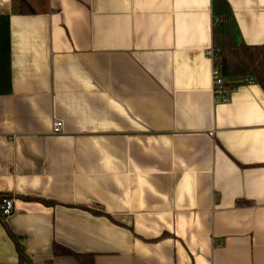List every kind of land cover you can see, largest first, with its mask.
Returning a JSON list of instances; mask_svg holds the SVG:
<instances>
[{
    "label": "crops",
    "instance_id": "obj_1",
    "mask_svg": "<svg viewBox=\"0 0 264 264\" xmlns=\"http://www.w3.org/2000/svg\"><path fill=\"white\" fill-rule=\"evenodd\" d=\"M225 1L236 43L264 51V0ZM0 17V195L31 264H264V87L221 73L217 99L213 0ZM0 264H19L1 222Z\"/></svg>",
    "mask_w": 264,
    "mask_h": 264
},
{
    "label": "trees",
    "instance_id": "obj_2",
    "mask_svg": "<svg viewBox=\"0 0 264 264\" xmlns=\"http://www.w3.org/2000/svg\"><path fill=\"white\" fill-rule=\"evenodd\" d=\"M22 8L28 9L27 3H22ZM25 11V10H23ZM214 12V49L219 52L216 54L218 63L216 64L224 77L234 78L236 76H251L254 80L264 87L263 69V49L257 50L244 45H238V31L233 13L225 0H213ZM5 20L0 17V56H7L5 49L9 44V37L4 32ZM8 51V48H7ZM259 52V53H258ZM237 56L240 59L239 65H231L229 56ZM5 56V57H6ZM9 64V62H7ZM9 74H7V80ZM8 196L0 195V206ZM0 222L5 227L9 237L13 241L18 257L19 264H31L29 261L22 239L16 236L7 224V218L2 216L0 211Z\"/></svg>",
    "mask_w": 264,
    "mask_h": 264
},
{
    "label": "built area",
    "instance_id": "obj_3",
    "mask_svg": "<svg viewBox=\"0 0 264 264\" xmlns=\"http://www.w3.org/2000/svg\"><path fill=\"white\" fill-rule=\"evenodd\" d=\"M218 50H211L209 52V56L214 61L215 69L213 70V78H214V91L217 99L221 102H227L229 100V95L231 93L230 89L225 86L224 79L221 74V70L216 65L218 63V58L216 54L218 53ZM63 128V123L60 121H57L53 125V133L54 134H60ZM0 211L2 216L9 218L13 212H14V200L11 198H5L0 206ZM40 264H47V263H40Z\"/></svg>",
    "mask_w": 264,
    "mask_h": 264
},
{
    "label": "rangeland",
    "instance_id": "obj_4",
    "mask_svg": "<svg viewBox=\"0 0 264 264\" xmlns=\"http://www.w3.org/2000/svg\"><path fill=\"white\" fill-rule=\"evenodd\" d=\"M228 59H229L231 65H239L240 64V61H239L240 59L235 55L229 56Z\"/></svg>",
    "mask_w": 264,
    "mask_h": 264
}]
</instances>
